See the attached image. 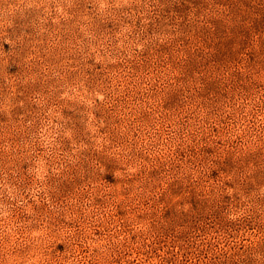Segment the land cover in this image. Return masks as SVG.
Returning <instances> with one entry per match:
<instances>
[{
  "label": "rangeland",
  "instance_id": "374dc122",
  "mask_svg": "<svg viewBox=\"0 0 264 264\" xmlns=\"http://www.w3.org/2000/svg\"><path fill=\"white\" fill-rule=\"evenodd\" d=\"M0 264H264V0H0Z\"/></svg>",
  "mask_w": 264,
  "mask_h": 264
}]
</instances>
